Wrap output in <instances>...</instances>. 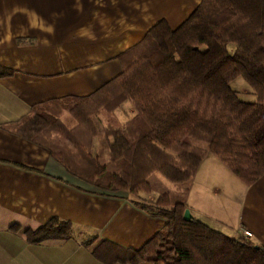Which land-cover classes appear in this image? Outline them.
I'll return each mask as SVG.
<instances>
[{"label":"trees","instance_id":"trees-1","mask_svg":"<svg viewBox=\"0 0 264 264\" xmlns=\"http://www.w3.org/2000/svg\"><path fill=\"white\" fill-rule=\"evenodd\" d=\"M122 58L121 76L90 96L34 107L11 127L13 134L108 192H153L159 184L150 177L166 167L173 169L170 175L192 179L208 154L247 186L264 178V0H202L177 30L160 22ZM13 74L0 67V77ZM238 77L257 103L242 102L231 89ZM126 100L137 109L126 127L102 130L94 123L93 116L112 114ZM66 113L74 125L62 120ZM102 134L106 164L93 155V140ZM188 192L182 185L173 193L164 190L161 209L151 213L167 221L165 228L139 251L106 246L111 263L264 264V245L184 221ZM72 230V223L54 218L25 237L31 245L63 243ZM94 253L104 259L98 248Z\"/></svg>","mask_w":264,"mask_h":264},{"label":"crops","instance_id":"crops-1","mask_svg":"<svg viewBox=\"0 0 264 264\" xmlns=\"http://www.w3.org/2000/svg\"><path fill=\"white\" fill-rule=\"evenodd\" d=\"M201 2L0 0V67L14 72L0 77V264H122L111 263L106 246L139 251L165 228L164 218L127 192L100 190L72 176L11 127L38 105L90 96L121 76L125 53L162 21L177 30ZM93 150L97 155L96 142ZM183 184L193 220L234 239L246 229L251 243L264 245V178L247 186L208 154ZM54 218L72 223L68 240L27 242V230Z\"/></svg>","mask_w":264,"mask_h":264},{"label":"rangeland","instance_id":"rangeland-1","mask_svg":"<svg viewBox=\"0 0 264 264\" xmlns=\"http://www.w3.org/2000/svg\"><path fill=\"white\" fill-rule=\"evenodd\" d=\"M235 50L234 46L229 47V51L233 53ZM231 89L237 94L239 99L242 102L255 104L258 102V97L255 92L250 88L248 83L243 77H238L231 83ZM134 112H131V111ZM137 115V109L135 108L134 104L130 100H126L120 103L117 108L114 109L112 114H108L107 112H99L95 116L92 117L94 123L97 124L99 128L102 130H107L108 128H123L126 127L128 124L132 122V120ZM65 124L74 125L75 120L72 119L68 113L62 118ZM94 143H97V155L94 153L93 155L95 158H98L102 164H106L109 162V158L104 153V150L100 151V145L102 147V143L106 141L104 134L98 136L96 139L93 140ZM101 152V153H100ZM173 170L172 168L166 167L159 172H156L154 175L150 177L153 182H157L159 185H153V192L147 193L142 192L139 195H134L131 192H127L132 200L137 202L144 208L154 210H160V200L162 197V192L165 190L167 193H173L178 185H182L183 187L186 185L183 184L184 181H189L190 179L186 176H182L181 174L177 175H170L169 171ZM175 171V170H174ZM178 173V172H177ZM93 186V185H92ZM95 187V186H94ZM97 188V187H96ZM164 188V189H163ZM98 189V188H97ZM100 189V188H99ZM102 190V189H100ZM105 191V190H104ZM174 207H171L173 209Z\"/></svg>","mask_w":264,"mask_h":264},{"label":"built area","instance_id":"built-area-1","mask_svg":"<svg viewBox=\"0 0 264 264\" xmlns=\"http://www.w3.org/2000/svg\"><path fill=\"white\" fill-rule=\"evenodd\" d=\"M252 238V233L246 229H241L239 240L248 241Z\"/></svg>","mask_w":264,"mask_h":264},{"label":"water","instance_id":"water-1","mask_svg":"<svg viewBox=\"0 0 264 264\" xmlns=\"http://www.w3.org/2000/svg\"><path fill=\"white\" fill-rule=\"evenodd\" d=\"M183 219L186 222H191L193 220V216H192L191 212L188 209H186Z\"/></svg>","mask_w":264,"mask_h":264}]
</instances>
